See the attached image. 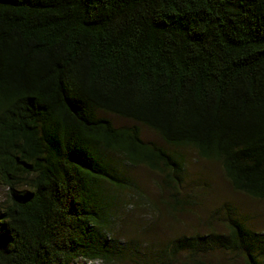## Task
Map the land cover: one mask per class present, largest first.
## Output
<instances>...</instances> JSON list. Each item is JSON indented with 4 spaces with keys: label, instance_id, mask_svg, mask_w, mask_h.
<instances>
[{
    "label": "trees",
    "instance_id": "obj_1",
    "mask_svg": "<svg viewBox=\"0 0 264 264\" xmlns=\"http://www.w3.org/2000/svg\"><path fill=\"white\" fill-rule=\"evenodd\" d=\"M186 149L264 201V0H0V264L112 263L130 250L114 238L128 169L186 207ZM192 240L169 256L264 264V235L234 221Z\"/></svg>",
    "mask_w": 264,
    "mask_h": 264
},
{
    "label": "rangeland",
    "instance_id": "obj_2",
    "mask_svg": "<svg viewBox=\"0 0 264 264\" xmlns=\"http://www.w3.org/2000/svg\"><path fill=\"white\" fill-rule=\"evenodd\" d=\"M100 118L111 121L115 128L138 127L144 141L165 147L163 141L148 128L135 122L100 112ZM185 156L184 182L181 196L189 204L172 210L170 194L161 187V177L144 167L128 169L137 186L135 195L122 193L119 219L114 238L130 247L112 263L78 261L74 264H244L242 252L223 248L206 249L190 255L186 248L169 256L173 244L197 237H225L231 222L242 224L264 235V201L248 198L235 192L226 180L221 166L200 159L192 149L182 151ZM6 189L0 183V206ZM168 203V204H167Z\"/></svg>",
    "mask_w": 264,
    "mask_h": 264
}]
</instances>
